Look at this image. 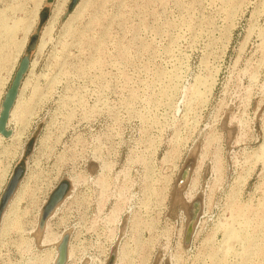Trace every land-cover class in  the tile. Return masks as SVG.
Here are the masks:
<instances>
[{"label": "rangeland", "instance_id": "1", "mask_svg": "<svg viewBox=\"0 0 264 264\" xmlns=\"http://www.w3.org/2000/svg\"><path fill=\"white\" fill-rule=\"evenodd\" d=\"M70 3L0 0V264H264V0Z\"/></svg>", "mask_w": 264, "mask_h": 264}, {"label": "water", "instance_id": "2", "mask_svg": "<svg viewBox=\"0 0 264 264\" xmlns=\"http://www.w3.org/2000/svg\"><path fill=\"white\" fill-rule=\"evenodd\" d=\"M80 0H71V3L68 7L69 14L79 3ZM47 15L43 13L41 15V23L42 24ZM39 35L35 34L30 39L29 45L27 46V54H29L31 51H33L38 43ZM30 67V59L29 56L26 55L20 62L19 67L15 73V76L13 78V81L7 90V93L5 94L4 100L1 105V112H0V135L3 136L5 139H9L12 136V131L8 128L11 112L16 104V101L19 96V92L22 86L23 79L28 72ZM23 173L22 169H18L13 178L11 179L0 204V224L3 217V212L5 211L11 197L13 196V193L15 192V189L17 187V184L19 182V179L21 178ZM68 189V184L63 183L59 186V188L52 194L47 206L44 208L43 215L40 221V227L43 228L48 217L51 215V213L54 211V209L57 207V205L63 200L65 197V194ZM197 213V209L195 207L194 211L192 212V222L189 224L186 234H185V244L189 245L191 242V238L193 235V221L195 219ZM68 244L69 239L67 236H64L59 245H58V258L56 260L55 264H66L67 258H68ZM108 264H113V258L109 261Z\"/></svg>", "mask_w": 264, "mask_h": 264}, {"label": "bare ground", "instance_id": "3", "mask_svg": "<svg viewBox=\"0 0 264 264\" xmlns=\"http://www.w3.org/2000/svg\"><path fill=\"white\" fill-rule=\"evenodd\" d=\"M16 103H17V101H16ZM16 108V104H15V106H14V108H13V110ZM13 110H12V112H11V116H12V114H13ZM1 112V111H0ZM11 116H10V118H11ZM0 137H2V139H3V136H1L0 135ZM11 137H13V134H12V136ZM5 139V138H4ZM39 230V229H38ZM40 231V230H39ZM42 231V230H41ZM230 236H234V231H232L231 232V234H230ZM59 243H60V241H59ZM59 245V244H58ZM57 258H58V254H57V257L55 258V260H54V262H53V264H55L56 263V260H57Z\"/></svg>", "mask_w": 264, "mask_h": 264}, {"label": "crops", "instance_id": "4", "mask_svg": "<svg viewBox=\"0 0 264 264\" xmlns=\"http://www.w3.org/2000/svg\"><path fill=\"white\" fill-rule=\"evenodd\" d=\"M2 139V137H0ZM4 139V138H3ZM0 234H1V229H0Z\"/></svg>", "mask_w": 264, "mask_h": 264}]
</instances>
